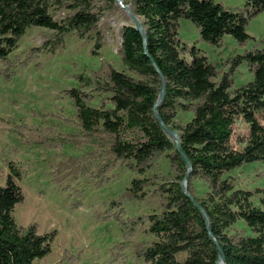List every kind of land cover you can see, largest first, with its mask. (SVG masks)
Segmentation results:
<instances>
[{
    "label": "trees",
    "instance_id": "1",
    "mask_svg": "<svg viewBox=\"0 0 264 264\" xmlns=\"http://www.w3.org/2000/svg\"><path fill=\"white\" fill-rule=\"evenodd\" d=\"M123 2L130 4L143 27L141 32L129 22L121 29L119 54L127 72L104 62L94 75L78 76L80 87L65 93L80 132L69 133L66 142L76 144L84 136L93 147L89 155L94 171L90 170L92 160L82 157L88 162L87 175L103 180L119 162L124 163L136 174L125 194L138 200L144 197L146 185L156 183L147 173L158 167L162 157L167 159L172 177L158 185L165 193L159 213L123 220L115 209L122 207L124 195L109 207L108 218L113 217L127 236L147 223V231L156 240L139 252L145 263L217 264L222 253L224 264H264V211L250 200L255 193L264 194V188L256 192L235 188L230 175L243 165L264 161V125L257 117L264 111V47L254 46L213 63L196 46L187 47L178 38L180 22L189 21L203 42L220 46L229 36L245 46L252 38L247 26L264 11V0H244L242 7L234 9L217 0ZM115 4L116 0H0V61L15 66L10 53L32 27L54 30L57 39L52 46L68 32L91 37L92 53L98 55L103 45L98 23ZM61 10L64 15L56 19L55 13ZM242 64L252 77L234 87ZM162 79L164 93L158 101ZM81 87H93L110 106L104 102L92 106L93 94ZM179 112L190 113V119L178 124ZM237 120L248 125L247 135L236 137L244 144L241 149L232 145ZM161 123L178 133L179 148ZM35 141L57 146L43 134ZM6 165L9 171L0 183V264H34L51 253L57 230L40 234L36 223L17 224L13 211L24 201L17 183L22 172L13 161ZM153 177L162 180L160 175ZM185 179L190 196L182 189ZM198 181L206 186L201 196L196 193ZM239 221L251 235L230 233Z\"/></svg>",
    "mask_w": 264,
    "mask_h": 264
},
{
    "label": "rangeland",
    "instance_id": "2",
    "mask_svg": "<svg viewBox=\"0 0 264 264\" xmlns=\"http://www.w3.org/2000/svg\"><path fill=\"white\" fill-rule=\"evenodd\" d=\"M217 1L233 9L244 3V0ZM126 4L130 6L128 2ZM64 12H56L55 18L60 19ZM129 22L126 11L118 4L105 11L98 23L103 34L98 55L92 53L94 40L91 37L79 38L68 32L62 35L60 43L52 46L57 39L54 30L32 27L10 53L15 66L7 67L0 61V183H4L9 171L6 161L16 163L22 172L17 183L24 193L23 203L15 206L13 211L17 224L36 223L40 234L57 230L51 253L35 260L34 264H147L139 252L156 240L147 231V223L127 236L113 217L108 218L112 214L109 207L124 195L121 209H115V215L123 220L159 213L163 209L165 193L158 185L172 177L167 159L162 157L158 167L147 173L146 176L156 183L146 185L144 197L138 200L125 194L136 174L124 163L119 162L103 181L86 174L88 162L82 157L92 160L90 170L94 171L95 164L93 156L89 155L94 149L85 142V137L81 136L76 144L66 142L69 133H79L80 129L75 109L65 91L80 87L82 78L78 76L94 75L104 62L118 71L127 72L119 49L121 29ZM247 33L252 38L245 46L238 45L229 36H224L220 46H212L200 40L192 23L181 21L178 38L187 47L196 46L210 62L221 63L245 49L264 47V11L250 20ZM33 48L38 49L31 52ZM30 58L26 65L22 64ZM251 77L246 65L242 64L234 76V87ZM93 89L81 87L88 95L93 94L91 105L98 107L104 102L110 106L104 96L97 95ZM190 117V113L179 112L175 121L181 124ZM257 117L264 125V111ZM247 133L248 125L237 120L232 137L234 148L243 147L236 137ZM40 134L48 136L57 146L49 148L45 142H36ZM153 175H160L162 180ZM230 175L235 188L256 192L264 188V161L243 165ZM195 187L198 196L206 190L202 181L196 182ZM250 200L264 211L263 193H255ZM230 233L251 235L241 221L230 228Z\"/></svg>",
    "mask_w": 264,
    "mask_h": 264
},
{
    "label": "water",
    "instance_id": "3",
    "mask_svg": "<svg viewBox=\"0 0 264 264\" xmlns=\"http://www.w3.org/2000/svg\"><path fill=\"white\" fill-rule=\"evenodd\" d=\"M116 4H118L120 7L124 8V10L126 11L128 17L130 18L131 22L138 27V29H140L141 32H143V27L140 23V21L138 20V18L132 13V11L130 10V6L127 5V4H123V1L122 0H116ZM164 87H165V81L162 79V85H161V91L159 93V98H158V101H160L163 97V93H164ZM154 111H155V116L157 118L158 121H161L160 120V117L158 115V113L156 112V109L154 108ZM164 130L166 131V133L172 137V138H175L176 139V146L179 148V143H178V133L176 131H173L171 130L170 128H168L167 126H165L163 123H161ZM186 161L188 162V160L186 159ZM189 163V162H188ZM190 169V168H189ZM182 185V189L187 193L186 191V179L181 183ZM188 194V193H187ZM189 195V194H188ZM190 196V195H189ZM223 263L224 264V261H223V255L222 253H220V258L218 260V263ZM217 263V264H218Z\"/></svg>",
    "mask_w": 264,
    "mask_h": 264
},
{
    "label": "bare ground",
    "instance_id": "4",
    "mask_svg": "<svg viewBox=\"0 0 264 264\" xmlns=\"http://www.w3.org/2000/svg\"><path fill=\"white\" fill-rule=\"evenodd\" d=\"M218 264H223V263L220 262V263H218Z\"/></svg>",
    "mask_w": 264,
    "mask_h": 264
}]
</instances>
